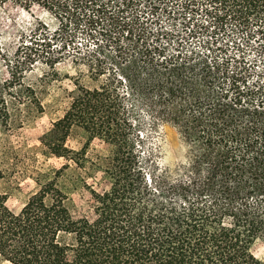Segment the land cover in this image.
<instances>
[{"label": "trees", "instance_id": "16d2710c", "mask_svg": "<svg viewBox=\"0 0 264 264\" xmlns=\"http://www.w3.org/2000/svg\"><path fill=\"white\" fill-rule=\"evenodd\" d=\"M8 3L39 6L59 21L62 33L46 32L36 48L43 55L59 35L73 56L81 52L79 33L121 34L129 44L119 75L78 88L44 140L53 156L72 160L66 139L74 125L112 144L95 171L108 186L73 178L65 187V164L19 212L0 191V257L12 264H264L254 252L264 242V67L245 55L264 51V0H0V7ZM162 17L170 27L157 26ZM192 37L202 39L193 45ZM21 74L0 82L7 116V94L30 100ZM161 123L177 129L187 161L165 165L149 146ZM79 188L90 194L82 212L70 205Z\"/></svg>", "mask_w": 264, "mask_h": 264}, {"label": "rangeland", "instance_id": "374dc122", "mask_svg": "<svg viewBox=\"0 0 264 264\" xmlns=\"http://www.w3.org/2000/svg\"><path fill=\"white\" fill-rule=\"evenodd\" d=\"M176 23L179 24L180 19ZM170 24L162 17L157 26L170 27ZM152 26L155 27L156 23ZM56 30L62 33L59 21L39 6L27 9L8 3L0 7V82L10 79L12 73L17 76L22 73L26 87L24 95L30 97L24 103L16 92L12 96L7 94L8 116L0 108V191L7 194V204L15 212H19L41 184L65 164L68 167L61 178L65 187L73 178L84 179L98 190L109 184L101 170L95 171L112 155V144L98 137L90 138L89 132L74 125L66 139L67 147L72 150V160L53 156L44 140L52 136L54 123L64 116L78 88H95L119 75L129 40L121 34L110 36L98 31L91 38L79 33L74 44L79 45L81 52L73 56L71 47L67 45L64 48L66 40L59 35L51 41L48 53L43 55L41 50L36 51L44 41L43 35L46 32L54 35ZM200 39L202 37H192L189 43L195 45ZM34 52L37 53L36 60L31 63L29 57ZM57 55H62V58L56 60ZM245 55L249 63L257 60L254 66L257 70L264 67V51L253 48ZM53 61H56L54 66L51 65ZM95 62L103 65L104 74H97ZM13 89L16 91L17 86ZM148 144L165 165L175 166L188 160L187 147L177 129L170 124L161 123L152 132ZM70 198L74 211L82 212L89 208L90 194L87 190L71 191ZM254 252L264 261L263 241L254 245ZM0 264L12 263L0 257Z\"/></svg>", "mask_w": 264, "mask_h": 264}]
</instances>
